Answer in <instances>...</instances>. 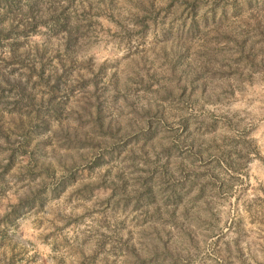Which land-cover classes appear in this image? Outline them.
Segmentation results:
<instances>
[{
    "label": "rangeland",
    "instance_id": "obj_1",
    "mask_svg": "<svg viewBox=\"0 0 264 264\" xmlns=\"http://www.w3.org/2000/svg\"><path fill=\"white\" fill-rule=\"evenodd\" d=\"M0 264H264V0H0Z\"/></svg>",
    "mask_w": 264,
    "mask_h": 264
}]
</instances>
